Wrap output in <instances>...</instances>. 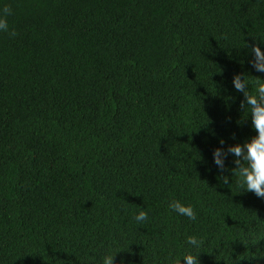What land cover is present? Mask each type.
Here are the masks:
<instances>
[{
    "label": "trees",
    "instance_id": "trees-1",
    "mask_svg": "<svg viewBox=\"0 0 264 264\" xmlns=\"http://www.w3.org/2000/svg\"><path fill=\"white\" fill-rule=\"evenodd\" d=\"M4 8L0 264H101L109 251L116 264H170L196 251L188 236L203 242L200 264H264V199L231 177L233 157L224 173L212 157L221 139L256 135L232 79L254 92L264 78L248 63L252 45L264 50V0Z\"/></svg>",
    "mask_w": 264,
    "mask_h": 264
},
{
    "label": "clouds",
    "instance_id": "clouds-1",
    "mask_svg": "<svg viewBox=\"0 0 264 264\" xmlns=\"http://www.w3.org/2000/svg\"><path fill=\"white\" fill-rule=\"evenodd\" d=\"M11 14L10 8H4L0 13V32H9L7 15ZM11 35H15L14 32ZM264 43V42H262ZM251 59L248 63L257 73H264V50L259 45H252L250 48ZM255 91H249V81L245 79V74L237 73L233 75L232 85L235 91L242 93L244 99L240 107L249 110L251 127L256 135L243 143L228 145L225 148V141L220 140V147L213 150V163L221 173L229 171L226 161L229 156L233 157L236 167L230 170L231 177L237 178L239 187L246 192L253 193L257 198L264 199V78L256 77ZM248 119V118H247ZM245 119V120H247ZM235 139V134H233ZM223 184L229 185V176H222ZM168 207L172 212L180 216L187 217L191 221H196L197 212L192 205H185L178 200H173ZM148 220V212L141 210L136 216L135 221L143 224ZM202 241L196 236H188L186 244L196 251L182 253L180 258L170 257V264H200L199 249ZM120 251H109L102 257L101 264H116L115 258ZM121 264H125L122 260Z\"/></svg>",
    "mask_w": 264,
    "mask_h": 264
}]
</instances>
